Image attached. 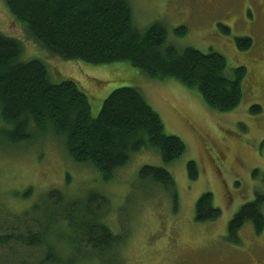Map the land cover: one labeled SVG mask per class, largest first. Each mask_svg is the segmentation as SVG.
Listing matches in <instances>:
<instances>
[{
    "label": "rangeland",
    "instance_id": "obj_1",
    "mask_svg": "<svg viewBox=\"0 0 264 264\" xmlns=\"http://www.w3.org/2000/svg\"><path fill=\"white\" fill-rule=\"evenodd\" d=\"M129 1L136 29L163 23L168 43L179 50L191 47L221 54L228 75L246 68L241 104L221 113L177 80H150L128 63L93 66L51 56L27 40L0 0V32L23 43L22 61L42 60L55 83L76 81L90 101L93 117L113 91L134 87L161 117L166 133L186 145V153L171 164L164 163L156 150L144 149L105 182L92 166L73 162L62 140L50 133L30 145L7 146L0 140V203L10 213L1 210L0 219L15 218L48 191L58 190L69 200L104 193L108 201L101 213L123 238L115 251L123 264H264V232L256 235L247 222L233 240L228 230L243 205L264 196V0ZM183 27L187 35L176 36ZM238 38H251L252 47L241 49ZM256 106L261 109L256 111ZM191 161L199 171L196 180L189 176ZM145 166L169 171L174 193L143 179L140 172ZM28 188H33V195L23 199L20 195ZM206 193L214 196L221 215L201 223L195 209ZM16 251L26 260L41 255L40 250Z\"/></svg>",
    "mask_w": 264,
    "mask_h": 264
},
{
    "label": "trees",
    "instance_id": "obj_2",
    "mask_svg": "<svg viewBox=\"0 0 264 264\" xmlns=\"http://www.w3.org/2000/svg\"><path fill=\"white\" fill-rule=\"evenodd\" d=\"M3 3L27 40L51 56L93 66L128 63L150 80H177L221 113L232 112L241 104L246 68H236L228 75L221 54L191 47L179 50L168 43L163 23L145 31L136 29L129 0ZM175 33L184 37L188 29L179 28ZM237 44L248 50L253 41L238 38ZM24 50L20 40L0 32V140L5 145H30L50 133L62 140L61 146L73 162L92 166L105 182L144 149L156 150L166 164L186 153L184 142L166 133L161 117L139 89H116L93 117L90 101L76 81L55 83L42 60L22 61ZM188 170L191 180L199 177L195 162L188 163ZM140 175L174 193V178L165 168L145 166ZM33 192L28 188L20 196L29 199ZM107 201L104 193L69 200L52 190L18 216L14 214L15 218L0 219V264H123L115 252L123 238L101 213ZM263 205L264 196L258 195L241 207L228 225L231 239L236 240L247 222L253 224L256 235L264 232ZM1 210L5 209L0 203ZM195 210L196 221L201 223L221 215L211 193L199 198ZM16 249L40 250L41 255L36 260L21 259Z\"/></svg>",
    "mask_w": 264,
    "mask_h": 264
}]
</instances>
